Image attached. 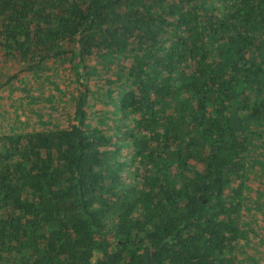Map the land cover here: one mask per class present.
I'll list each match as a JSON object with an SVG mask.
<instances>
[{
  "label": "trees",
  "instance_id": "16d2710c",
  "mask_svg": "<svg viewBox=\"0 0 264 264\" xmlns=\"http://www.w3.org/2000/svg\"><path fill=\"white\" fill-rule=\"evenodd\" d=\"M0 58V264H264V0H0Z\"/></svg>",
  "mask_w": 264,
  "mask_h": 264
},
{
  "label": "rangeland",
  "instance_id": "374dc122",
  "mask_svg": "<svg viewBox=\"0 0 264 264\" xmlns=\"http://www.w3.org/2000/svg\"><path fill=\"white\" fill-rule=\"evenodd\" d=\"M1 61H2V59L0 58V68L2 67V64H1ZM0 73H1V71H0ZM69 78V85H72V86H74L75 84H74V79H72V78H70V77H68ZM2 80H3V78L0 76V82H2ZM49 85V84H48ZM59 85H61V84H58V86ZM48 87V86H47ZM47 87H46V89H47ZM58 88V87H57ZM48 89H52V90H54V88H49L48 87ZM2 91H4V90H1L0 91V106H3V105H5L8 101H10L9 99H8V97L6 98V93H3ZM34 91V90H33ZM32 91V92H33ZM56 91H58L57 89H56ZM8 95L9 96H11V93H8ZM36 96H39L38 94H36ZM27 113H28V111H27Z\"/></svg>",
  "mask_w": 264,
  "mask_h": 264
}]
</instances>
